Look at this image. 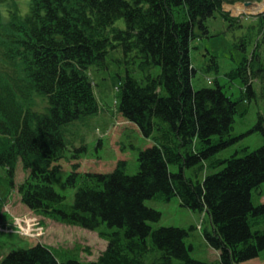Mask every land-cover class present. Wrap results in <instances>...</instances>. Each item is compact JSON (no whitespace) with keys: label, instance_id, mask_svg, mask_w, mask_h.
I'll list each match as a JSON object with an SVG mask.
<instances>
[{"label":"trees","instance_id":"obj_1","mask_svg":"<svg viewBox=\"0 0 264 264\" xmlns=\"http://www.w3.org/2000/svg\"><path fill=\"white\" fill-rule=\"evenodd\" d=\"M12 1L0 0V165L26 207L97 229L108 244L89 263L36 242L10 250L0 264H240L258 257L264 202L255 204L253 194L264 193V142L243 155H220L240 138L233 133L237 101L220 84L196 88L191 59L193 41L209 35L207 19L219 11L234 20L224 4L244 0H29L25 15ZM121 18L125 25H116ZM257 18L264 27V12ZM257 51L229 73L243 78L248 96L255 79L264 81ZM112 53L123 69L118 111L153 144L140 149L134 173L125 159L106 172L74 162L65 179L75 189L69 203L53 180L74 146L72 123L101 109L89 69L107 66ZM212 59L208 68L218 69ZM253 130L264 137V111ZM19 163L26 176L17 184ZM209 168L216 171L200 178ZM174 196L206 214L218 261L191 256L187 228L151 224L162 213L146 200Z\"/></svg>","mask_w":264,"mask_h":264},{"label":"rangeland","instance_id":"obj_2","mask_svg":"<svg viewBox=\"0 0 264 264\" xmlns=\"http://www.w3.org/2000/svg\"><path fill=\"white\" fill-rule=\"evenodd\" d=\"M247 1L254 3L247 6L245 4ZM15 2L12 1L11 8L15 7L20 14L25 15L29 8V0ZM262 3L264 0L225 3L224 11L234 20L225 19L221 12L216 11L206 21L209 35L193 41L191 59L197 70L193 79L194 86L201 88L220 84L225 92L237 101L238 111L233 133L240 138L220 153L222 157L229 156L235 151L243 155L264 142L262 133L253 130L259 111H264V81L255 79L253 81L255 95L248 96L243 78L241 76L231 78L229 75L244 57L251 59L255 50H258L257 53L264 59L262 42L264 27L262 30L257 18L258 14L264 12V9H257ZM240 6L242 9L238 11ZM116 25L124 26L125 20L119 19ZM258 43L260 47H257ZM213 55L217 57L218 69L208 68L213 63ZM115 57L114 53L108 57L107 66L90 67L89 74L94 82L101 109L94 116L72 123L74 135L70 137L74 141V146L61 161L62 168L53 180L56 190L64 194L69 203L74 201L75 189L66 185L65 179L74 162L80 164V170L106 172L114 169L120 159H125L127 171L134 173L139 167L140 149L153 144L152 136H144L135 123L124 118L118 111L120 74L123 69ZM82 147L83 149L78 152L77 148ZM76 153L80 155L72 158V154ZM171 168L178 170L177 165H171ZM191 170L192 168L187 169L188 173H191ZM215 171L210 168L201 170L199 176L203 178L205 174ZM25 176L22 163H19L16 183L23 181ZM253 201L255 204L264 202V193L259 196L254 191ZM146 204L162 213L160 220L151 222L155 228L181 226L190 231L186 241L192 245L190 250L192 257L208 261L220 259V250L211 246L205 236V229L210 226L205 213L181 205L178 196H174L170 201L147 199ZM259 227L264 229V223ZM36 242L53 247L59 255L65 252L73 253L86 263L97 259L108 244L107 239L102 237L97 229L43 217L26 207L21 202L17 187L9 186L5 170L0 165V261L10 250L29 247ZM240 264H264V250L258 257Z\"/></svg>","mask_w":264,"mask_h":264},{"label":"bare ground","instance_id":"obj_3","mask_svg":"<svg viewBox=\"0 0 264 264\" xmlns=\"http://www.w3.org/2000/svg\"><path fill=\"white\" fill-rule=\"evenodd\" d=\"M242 8L241 6L238 8V11H240ZM257 9H264V3L259 4V7H257Z\"/></svg>","mask_w":264,"mask_h":264},{"label":"water","instance_id":"obj_4","mask_svg":"<svg viewBox=\"0 0 264 264\" xmlns=\"http://www.w3.org/2000/svg\"><path fill=\"white\" fill-rule=\"evenodd\" d=\"M254 2H251V1H247V2H245V4L247 5V6H249V5H251V4H253Z\"/></svg>","mask_w":264,"mask_h":264},{"label":"clouds","instance_id":"obj_5","mask_svg":"<svg viewBox=\"0 0 264 264\" xmlns=\"http://www.w3.org/2000/svg\"><path fill=\"white\" fill-rule=\"evenodd\" d=\"M5 19H7V13L5 12Z\"/></svg>","mask_w":264,"mask_h":264}]
</instances>
